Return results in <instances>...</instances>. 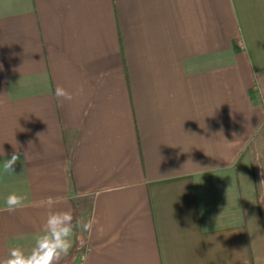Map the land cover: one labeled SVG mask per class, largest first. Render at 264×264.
<instances>
[{"label": "crops", "instance_id": "0c3cea01", "mask_svg": "<svg viewBox=\"0 0 264 264\" xmlns=\"http://www.w3.org/2000/svg\"><path fill=\"white\" fill-rule=\"evenodd\" d=\"M17 150L0 259L51 197L97 220L60 264H264V0H0V166Z\"/></svg>", "mask_w": 264, "mask_h": 264}, {"label": "clouds", "instance_id": "9594fccd", "mask_svg": "<svg viewBox=\"0 0 264 264\" xmlns=\"http://www.w3.org/2000/svg\"><path fill=\"white\" fill-rule=\"evenodd\" d=\"M82 92L83 87L70 91L62 85H57L54 97L63 104L71 102ZM20 155L21 153L17 150L13 152L10 159H5L0 166V174H13ZM24 156L27 159L26 153ZM261 174L264 175V172ZM88 195L89 193H83L82 198ZM56 203L57 201L51 197L40 202V206L48 208V213L39 233L34 238V245L27 251L21 247H12L8 255L0 259V264H60L61 259L69 255L75 243H78L80 248L86 247L88 237L92 235L94 226L97 224L95 216L87 220L76 218L71 209L53 210ZM25 206L23 195L11 193L5 198V211L13 212ZM85 233L88 237H85ZM74 236H76L75 240Z\"/></svg>", "mask_w": 264, "mask_h": 264}]
</instances>
